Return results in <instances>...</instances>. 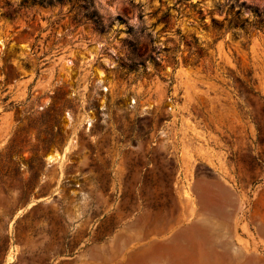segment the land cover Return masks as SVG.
<instances>
[{
  "label": "rangeland",
  "instance_id": "374dc122",
  "mask_svg": "<svg viewBox=\"0 0 264 264\" xmlns=\"http://www.w3.org/2000/svg\"><path fill=\"white\" fill-rule=\"evenodd\" d=\"M39 1L0 0V264H264V0Z\"/></svg>",
  "mask_w": 264,
  "mask_h": 264
},
{
  "label": "trees",
  "instance_id": "16d2710c",
  "mask_svg": "<svg viewBox=\"0 0 264 264\" xmlns=\"http://www.w3.org/2000/svg\"><path fill=\"white\" fill-rule=\"evenodd\" d=\"M44 1H46L49 4H52L54 0H41V1L38 2V4H43ZM58 1L64 2L65 0H58ZM68 1H71V0H68ZM86 1H87L88 6H92L94 4V0H86ZM194 41H195V43H197L198 39L194 38Z\"/></svg>",
  "mask_w": 264,
  "mask_h": 264
}]
</instances>
